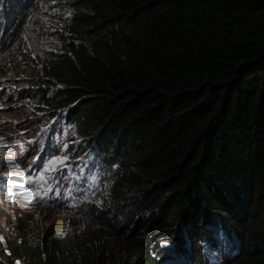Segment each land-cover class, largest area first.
I'll return each instance as SVG.
<instances>
[{"label": "trees", "instance_id": "obj_1", "mask_svg": "<svg viewBox=\"0 0 264 264\" xmlns=\"http://www.w3.org/2000/svg\"><path fill=\"white\" fill-rule=\"evenodd\" d=\"M55 1L72 16L41 60L42 106H67L81 131L118 151L114 193L161 227L145 237L153 242L168 227L166 214L201 222L212 210L244 218L238 228L251 224L246 249L229 264H264V0ZM133 230L37 237L19 256L156 264L143 246L121 254V240L124 249L139 240L125 237Z\"/></svg>", "mask_w": 264, "mask_h": 264}, {"label": "clouds", "instance_id": "obj_2", "mask_svg": "<svg viewBox=\"0 0 264 264\" xmlns=\"http://www.w3.org/2000/svg\"><path fill=\"white\" fill-rule=\"evenodd\" d=\"M70 16L72 11L60 8L55 0H0V65L16 55L33 54L24 48L39 37L54 40V46L44 49L36 59L40 68L39 76L33 77L38 81L32 109H40L36 125L30 133H25L29 130L26 127L11 133L0 123V171L24 174L8 177L9 187L12 182L24 185L12 188L13 195L0 189V220L4 209H8L58 212L72 221L57 227L35 224L28 230L17 226L12 237H2L0 241V261L10 258L18 264H27L19 253L37 237L66 233L90 236L94 228L102 230L106 225H115L124 229L130 225L134 230L124 233L127 238L138 235L140 226L144 228L139 231V240L131 241L126 249L122 248L125 243L120 241L121 254L137 245L138 248L143 246L156 264H229L246 249L250 223L238 228L233 222H243L244 218L227 220L212 210L201 222L184 211L173 216L166 214L168 231L165 232L163 226V232L157 234L156 231L158 237L154 234L156 238L150 242L145 233L153 226V230L161 227L155 229L156 224L149 222L150 215L144 216V211L128 205L113 191L122 173L118 151L108 147L100 133L87 135L81 131L76 121L68 119L67 106L53 109L42 106L40 89L45 86L39 83L43 78L41 60L47 51L58 47L57 30L62 29L63 20ZM53 93L50 87L45 97ZM64 156L68 157L66 166L46 171L52 159ZM28 177L31 183L25 182ZM121 208L126 210L124 217H119ZM0 232H3L1 224ZM136 253V250L130 252V257L134 258ZM146 255L142 253L141 259Z\"/></svg>", "mask_w": 264, "mask_h": 264}, {"label": "rangeland", "instance_id": "obj_3", "mask_svg": "<svg viewBox=\"0 0 264 264\" xmlns=\"http://www.w3.org/2000/svg\"><path fill=\"white\" fill-rule=\"evenodd\" d=\"M53 42L54 40L39 37L34 43H30L24 48V50L27 49L33 54L15 56L14 53L15 57L12 60L0 65V123L4 129H8L11 133L25 127L29 129L25 133H30L37 123L40 109H32L34 108L32 106V96L37 89L36 83L38 81L33 77H38L40 74L36 59L44 49L54 46ZM1 59L0 57V61ZM24 67L29 71H26ZM3 213L2 220H0L3 221L0 223L3 232H0V238L12 237L17 226L28 230L35 224L57 227L72 222L58 212L30 210L18 212V210L4 209ZM26 217L32 219H26ZM163 228L165 232L168 231L165 226Z\"/></svg>", "mask_w": 264, "mask_h": 264}, {"label": "snow or ice", "instance_id": "obj_4", "mask_svg": "<svg viewBox=\"0 0 264 264\" xmlns=\"http://www.w3.org/2000/svg\"><path fill=\"white\" fill-rule=\"evenodd\" d=\"M22 135V134H21ZM2 139V138H0ZM18 143V142H17ZM29 143H32V141H30ZM20 149L21 152L24 150L23 149V145H20ZM68 160L67 156H64L63 158L57 157L52 159L49 163H48V167L46 168V171H53L56 170L57 166H61L64 165L66 166V161ZM11 175H19V176H23V173H9L6 171H0V189H6L8 194L13 195L14 193L12 192V188H23L24 185L23 184H17L15 182H12V186L9 187L8 186V177ZM41 179H43V174H41ZM26 183H31V177H28L25 181ZM51 190V189H49ZM57 194H58V190H57ZM13 219H15V217H13ZM2 239V238H0Z\"/></svg>", "mask_w": 264, "mask_h": 264}]
</instances>
